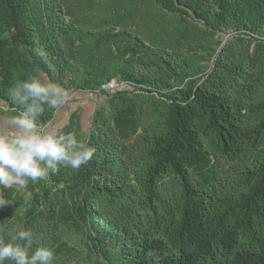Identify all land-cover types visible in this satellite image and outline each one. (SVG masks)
I'll return each instance as SVG.
<instances>
[{
    "label": "trees",
    "instance_id": "16d2710c",
    "mask_svg": "<svg viewBox=\"0 0 264 264\" xmlns=\"http://www.w3.org/2000/svg\"><path fill=\"white\" fill-rule=\"evenodd\" d=\"M38 73L96 96L61 127L96 152L3 189L0 235L55 264H264V0H0V102Z\"/></svg>",
    "mask_w": 264,
    "mask_h": 264
},
{
    "label": "clouds",
    "instance_id": "9594fccd",
    "mask_svg": "<svg viewBox=\"0 0 264 264\" xmlns=\"http://www.w3.org/2000/svg\"><path fill=\"white\" fill-rule=\"evenodd\" d=\"M9 96L21 110L9 117L10 130H0V210L14 203L4 198L3 189L26 190L30 181L45 180L61 167L79 170L96 152L77 133L39 122L45 107L58 110L67 102L68 92L59 83L29 75L11 84ZM56 260L55 249L37 245L31 229L21 228L7 239L0 235V264H55Z\"/></svg>",
    "mask_w": 264,
    "mask_h": 264
},
{
    "label": "crops",
    "instance_id": "0c3cea01",
    "mask_svg": "<svg viewBox=\"0 0 264 264\" xmlns=\"http://www.w3.org/2000/svg\"><path fill=\"white\" fill-rule=\"evenodd\" d=\"M41 79L48 80L42 73H38ZM98 104V99L94 95H89L84 92H75L68 94L67 102L57 110L54 119L48 124L53 127H62L67 121L70 113L77 111L80 116V122L83 125H88L91 114ZM18 112L11 109L0 108V130L8 131V119L12 115H17Z\"/></svg>",
    "mask_w": 264,
    "mask_h": 264
},
{
    "label": "built area",
    "instance_id": "2783aa9c",
    "mask_svg": "<svg viewBox=\"0 0 264 264\" xmlns=\"http://www.w3.org/2000/svg\"><path fill=\"white\" fill-rule=\"evenodd\" d=\"M138 89V85L136 83L130 82V81H116L115 79H111L109 81L104 82L100 88L99 91H108V92H114L116 90H129V91H135ZM0 108L1 109H7L9 106L5 104L4 102H0Z\"/></svg>",
    "mask_w": 264,
    "mask_h": 264
}]
</instances>
